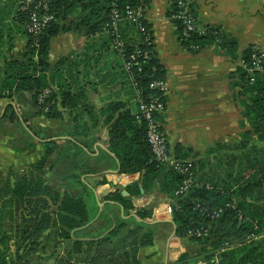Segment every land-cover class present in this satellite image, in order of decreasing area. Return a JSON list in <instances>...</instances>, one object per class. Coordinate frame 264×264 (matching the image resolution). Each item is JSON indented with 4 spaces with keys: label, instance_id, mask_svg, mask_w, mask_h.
Here are the masks:
<instances>
[{
    "label": "crops",
    "instance_id": "1",
    "mask_svg": "<svg viewBox=\"0 0 264 264\" xmlns=\"http://www.w3.org/2000/svg\"><path fill=\"white\" fill-rule=\"evenodd\" d=\"M17 6L18 0H0V177L25 174L35 177L32 165L47 151L44 175L50 178L49 183L71 193L81 192L85 187L92 189L95 199L98 198L96 202H101L98 215L104 211L113 218V224H124L121 237L108 246L110 264H118L123 254H133L129 246L133 239L139 244L134 254L136 264H204L201 245L175 234L172 216L175 200L160 189L164 171H160L153 186L145 192L142 171L121 172L119 159L110 150L107 118L111 114L105 108L109 103H119L118 111L129 110L133 114L137 105L124 60L106 33L88 32V27L73 12L49 39L48 83L59 103L61 89L68 88L77 96L74 109L57 106L60 117L37 114L40 110L33 113L34 92H15L11 88L7 94L4 90L13 66L23 60L27 50ZM192 6L199 27H218L235 38L237 58L230 57L216 44L198 51L186 49L169 17L171 0H138L137 9L152 34L151 50L164 68L165 111L161 129L171 154L186 153L185 159L196 166L200 177H227L231 160H236L234 167L243 176L244 161L250 152L251 158H255L262 140L243 106L250 101L251 94L244 92L235 74L249 45L264 51V0H193ZM119 27L122 44L138 42L134 27L125 24ZM57 72L60 77L55 75ZM43 144H47L46 150ZM74 162L81 166L76 167ZM70 175H78L81 184H70L65 179ZM135 182L139 195L130 194L126 188ZM116 191L128 197L129 209L107 198ZM143 210L148 214L142 217L139 211ZM136 225L139 232L130 233ZM145 234L150 242L142 244ZM181 255L184 259H180Z\"/></svg>",
    "mask_w": 264,
    "mask_h": 264
},
{
    "label": "trees",
    "instance_id": "2",
    "mask_svg": "<svg viewBox=\"0 0 264 264\" xmlns=\"http://www.w3.org/2000/svg\"><path fill=\"white\" fill-rule=\"evenodd\" d=\"M50 10L54 13L53 20L37 37H33L23 29L27 38V50L22 55V61L16 62L12 72L5 82L7 94L13 89L16 91L34 92L35 104L45 110L47 117H60L59 105H65L68 109H74L77 104V96L68 88L61 89L60 103L58 96L53 91L47 80L46 59L49 50V39L56 35L61 29V22L71 13L78 14L77 20L89 29L88 32L106 33L110 44L114 38L120 39L119 26L134 25L125 17L124 13L117 26L116 32L110 26L111 8L115 5L118 12H123L126 5L137 9L138 0H49ZM171 4L169 15L175 11ZM19 13L22 22L26 20L24 13ZM176 27L178 37L181 35L182 25L178 19H172ZM148 27V25L145 23ZM135 28V27H134ZM217 33V41L216 34ZM138 34V33H137ZM138 42L122 44L125 56H128L136 48L150 51L151 45ZM181 44L186 49L198 51L202 47L216 44L232 58H237L236 40L229 37L218 27L207 28L204 33L193 32L182 39ZM253 45H249L242 53L241 58L247 61ZM117 52V51H116ZM125 69V67H124ZM133 79L142 96L159 95L157 90L148 87L154 79H164V68L150 51V57L146 59L138 70L131 68ZM126 71V70H125ZM127 72V71H126ZM60 77L61 73H55ZM235 76L240 80L244 92L251 94L249 102L243 103L245 114L253 121L254 131L262 140L260 149L256 151L255 158H251V152L244 161L243 176L235 166L236 160L229 161L230 171L227 177L213 175L208 178L200 177L196 166L193 164L195 180L197 185L193 186L185 196L178 197L174 194L179 187L183 176L171 168L158 165L154 161L149 145L146 140V127L144 122L135 120L134 115L129 111H118L119 103H109L105 111L110 112V150L119 159L120 171L135 173L142 171V188L147 192L152 186L155 178L164 171V181L161 184V191L172 196L175 200L172 206V216L177 236H187L193 242L201 245V259L207 264H213L211 259L216 256L219 264H264V71L256 72L254 80L249 81L245 69L238 67ZM127 78L129 76L127 73ZM64 82V81H63ZM134 91L133 85L129 80ZM51 88L49 95L39 102V94L44 88ZM12 88V89H11ZM135 96V92H134ZM164 100V98H163ZM118 111L113 116V112ZM164 114L157 115L158 120L163 122ZM5 117V116H4ZM14 117V116H13ZM12 117V119H14ZM78 139V138H77ZM78 141V140H77ZM85 145L84 141H80ZM52 143V142H51ZM79 151L81 146L73 143ZM46 150L47 144H43ZM253 147V146H252ZM180 146L177 147L179 149ZM47 151L42 158L32 165L36 172L35 177H26L15 184L13 188L7 184L0 186V201L3 197L11 196L7 204H0V264H19V254L7 253V234L5 233L2 221L5 219V211L11 217V224H14L15 240L34 236L33 241L38 240L46 233L51 239L61 245L63 253L58 262L60 264H110L109 244L117 237L124 224L121 222L113 224V218L104 211L98 215L99 206L92 189L85 187L81 192L71 193L67 189L61 190L54 184L43 181L42 169L46 164ZM174 155V154H173ZM176 158H186L184 155H174ZM76 167L77 165L74 162ZM42 176V177H41ZM70 184H81L78 175L66 177ZM6 188V191L4 189ZM130 194L139 195L140 189L135 182L126 186ZM107 198L121 203L127 210L131 207L128 197L122 196L116 191ZM233 204L234 207L226 206ZM130 205V206H129ZM223 208L222 212L214 218L210 214L217 208ZM21 209V210H20ZM24 209L28 217L27 224L20 226L17 217ZM148 214L147 210L139 211L140 216ZM9 218V217H8ZM14 218V220H13ZM13 220V221H12ZM98 220V221H97ZM96 221L99 223L96 224ZM99 225V226H98ZM201 225L209 226V235L205 237L188 236V232ZM138 225L130 233L139 232ZM22 231V232H21ZM47 231V232H46ZM134 231V232H133ZM22 234V237H21ZM145 238H147L145 240ZM150 237L145 234L142 244L150 242ZM228 241L226 249L221 250L223 244ZM135 239L129 243L132 250L131 256L123 254L118 264H136L134 254L138 249ZM60 254V253H59ZM181 255L180 259H184ZM196 261V260H195ZM184 263V262H183Z\"/></svg>",
    "mask_w": 264,
    "mask_h": 264
},
{
    "label": "built area",
    "instance_id": "3",
    "mask_svg": "<svg viewBox=\"0 0 264 264\" xmlns=\"http://www.w3.org/2000/svg\"><path fill=\"white\" fill-rule=\"evenodd\" d=\"M193 0H171V4L175 8L169 17L171 19H178L182 25L181 35L179 41L187 37L190 33L206 31V27H199L196 16L192 6ZM172 7V8H173ZM17 10L20 13H24L26 20L21 21L23 29L26 30L28 34L33 37H37L43 30L48 26V24L53 20L54 13L50 10L49 0H18ZM124 13V17L134 25L136 32L140 36V43L144 45L152 44V34L150 28L145 25V20L143 15L138 9H134L129 5H126L124 11L118 12L115 5L111 8V22L110 26L113 34L117 30V26L121 21V17ZM216 41H217V33ZM112 47L117 51V53L124 60V67L128 73L131 85H133L135 97L134 100L137 105V110L133 113L134 118L138 122H144L146 127V140L149 145L152 157L158 165L165 166L173 169L174 171L180 173L183 178L179 187L175 190L174 194L178 197H183L187 192L196 186L195 174L193 170V163L189 159L176 158L171 154L169 147L167 145V140L161 129L162 122L158 120L157 115H161L165 111V100L163 97L165 95L166 85L163 79H154L150 81L148 87L153 90H157L159 95L157 96H147L144 98L137 88L136 83L133 79L132 67H136L138 70L141 68V64L150 57V51L147 49L136 48L128 56H125L124 50L122 48V43L119 38H114L112 41ZM185 47V46H184ZM186 48V47H185ZM239 66L247 72L249 81L254 80V74L256 72L264 71V51L259 47L253 45L251 52L249 54V59L245 61L240 59ZM51 88H44L39 94V102H43V98L49 95ZM46 110V109H43ZM226 206L234 207L233 204ZM223 208H217L213 210L210 214L211 218L216 217L222 212ZM188 236L205 237L209 235V226L201 225L190 230L187 234ZM229 245L226 241L221 250H224ZM213 264H219V260L216 256L211 259ZM204 264H207L204 262Z\"/></svg>",
    "mask_w": 264,
    "mask_h": 264
},
{
    "label": "rangeland",
    "instance_id": "4",
    "mask_svg": "<svg viewBox=\"0 0 264 264\" xmlns=\"http://www.w3.org/2000/svg\"><path fill=\"white\" fill-rule=\"evenodd\" d=\"M37 112H33V113H37ZM44 112L45 110L41 109L37 114L41 115ZM29 142L30 140H28V143ZM21 146L24 147L25 144L21 143ZM44 168L45 167H43L42 169L43 177L42 176L41 177L44 182L45 180L49 182L50 178L44 175V170H45ZM24 177H26L25 180L27 181L28 180L27 178L31 176L29 174H25L22 177H19V176L18 177L10 176L6 178L0 177V186L4 187L7 184H9L10 187L13 188L16 184V181L18 182L22 181ZM0 193L2 195L1 191ZM8 200H11L10 195L8 197L6 196L2 198L0 201V204H7ZM20 210H19L20 214L17 217H15V219H17L20 226H23L29 222H28V217L24 215L25 214L24 209H22V211ZM10 222H11V217L8 213V209H6L5 219L2 221V223L4 225L5 233L8 236L6 245L9 248V250L7 251V253L19 254V256H21V258L20 259L18 258L17 260L19 264H60L58 262V260H60L61 258L59 253L62 251L61 249L63 248L60 247L61 245H57L55 243L56 240L51 239V236L47 235L46 233H44V235L38 240V243H36V241H33L34 236H30L29 238H26V239L24 238L20 239L18 237L17 240H15V237L13 236L14 235L13 228L15 227L14 224L16 223L13 224L12 222L11 224ZM21 237H22V234H21Z\"/></svg>",
    "mask_w": 264,
    "mask_h": 264
},
{
    "label": "water",
    "instance_id": "5",
    "mask_svg": "<svg viewBox=\"0 0 264 264\" xmlns=\"http://www.w3.org/2000/svg\"><path fill=\"white\" fill-rule=\"evenodd\" d=\"M34 106H35V111H36V112L39 111V107H38L36 104H34ZM96 199L98 200L97 197H96ZM97 205L100 207L101 202L97 201Z\"/></svg>",
    "mask_w": 264,
    "mask_h": 264
},
{
    "label": "flooded vegetation",
    "instance_id": "6",
    "mask_svg": "<svg viewBox=\"0 0 264 264\" xmlns=\"http://www.w3.org/2000/svg\"><path fill=\"white\" fill-rule=\"evenodd\" d=\"M5 187V186H4Z\"/></svg>",
    "mask_w": 264,
    "mask_h": 264
}]
</instances>
